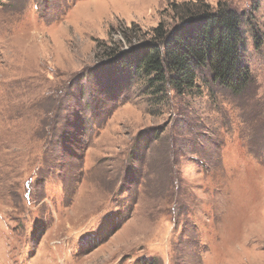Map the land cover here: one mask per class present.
<instances>
[{
	"label": "rangeland",
	"instance_id": "obj_1",
	"mask_svg": "<svg viewBox=\"0 0 264 264\" xmlns=\"http://www.w3.org/2000/svg\"><path fill=\"white\" fill-rule=\"evenodd\" d=\"M184 2L244 14L243 92L90 74ZM0 264H264V0H0Z\"/></svg>",
	"mask_w": 264,
	"mask_h": 264
},
{
	"label": "trees",
	"instance_id": "obj_2",
	"mask_svg": "<svg viewBox=\"0 0 264 264\" xmlns=\"http://www.w3.org/2000/svg\"><path fill=\"white\" fill-rule=\"evenodd\" d=\"M179 13L172 30L160 24L149 39L128 51H112L90 74L108 77L113 83L116 75L134 68L159 94L166 89L177 95L190 94L201 87L198 82L207 75L212 83L235 94L248 88L252 77L243 59L244 14L224 5L215 11L194 2L182 3ZM158 133L154 130L146 141L156 139Z\"/></svg>",
	"mask_w": 264,
	"mask_h": 264
}]
</instances>
